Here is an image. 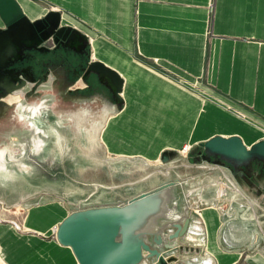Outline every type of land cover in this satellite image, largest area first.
Returning <instances> with one entry per match:
<instances>
[{"label":"crops","instance_id":"1","mask_svg":"<svg viewBox=\"0 0 264 264\" xmlns=\"http://www.w3.org/2000/svg\"><path fill=\"white\" fill-rule=\"evenodd\" d=\"M17 1L32 21L60 12L63 25L90 39L91 60L124 79L120 111L109 103L107 89L111 98L104 102L112 111L101 142L115 159L158 162L166 151L216 136H240L248 147L264 140V0ZM52 74L54 81L58 75ZM79 87L85 84L72 89ZM207 167L183 179L197 178L196 196L216 203L192 215L191 233L205 247H188L172 264H264V204L229 170ZM55 198L31 205L23 230L0 222L7 264H78L55 238L77 208Z\"/></svg>","mask_w":264,"mask_h":264},{"label":"water","instance_id":"2","mask_svg":"<svg viewBox=\"0 0 264 264\" xmlns=\"http://www.w3.org/2000/svg\"><path fill=\"white\" fill-rule=\"evenodd\" d=\"M62 23V14L56 10L32 21L17 0H0V118L11 107L6 102L10 96L26 99L28 93L34 91L36 76L30 68L18 67L27 52H48L44 45L53 38L77 55L84 54L85 50L92 52L88 36ZM84 72L83 82L95 77L110 92L113 100L110 104L120 111L124 105L122 76L91 59ZM75 85L62 87L59 95L64 101L86 103L97 99L80 95L79 90L73 91ZM196 152L198 156L193 157L192 168H209L204 164L225 168L243 190L253 192L264 204V140L248 147L240 136H216L193 149L190 156ZM179 158L180 152L166 151L161 163L171 169ZM239 178L248 184L243 185ZM196 180L168 181L117 205L78 207L57 228L55 238L73 251L78 264L175 263L176 254L188 252V247H205L199 243V237L191 233L192 215L204 206L216 205L196 196L200 195V189L193 187ZM61 199L68 203L67 199Z\"/></svg>","mask_w":264,"mask_h":264},{"label":"rangeland","instance_id":"3","mask_svg":"<svg viewBox=\"0 0 264 264\" xmlns=\"http://www.w3.org/2000/svg\"><path fill=\"white\" fill-rule=\"evenodd\" d=\"M102 93L101 100L68 102L48 85L39 88L36 95L22 98L23 105L45 100L50 107L34 120L43 131L35 137L43 140L39 150L32 142L31 127L19 118L18 97L7 99L11 107L0 118V150L15 153L19 161L8 162L7 168L0 171L2 216L24 227L23 220L31 205L57 200L56 196L69 200V207H90L121 202L166 180L193 176L190 152L205 143L185 146L171 169L161 166L160 160L115 159L109 155L101 142V131L112 111L105 110L104 101L109 102L111 96L106 90ZM214 186L210 182V192H214ZM1 255L0 251V264H7Z\"/></svg>","mask_w":264,"mask_h":264},{"label":"flooded vegetation","instance_id":"4","mask_svg":"<svg viewBox=\"0 0 264 264\" xmlns=\"http://www.w3.org/2000/svg\"><path fill=\"white\" fill-rule=\"evenodd\" d=\"M67 26V25H62ZM45 49L48 50L46 53H39L38 51H32L26 53V59L18 66L19 68H30L34 75L36 76L37 82L34 86V91L29 92L28 96L36 95L39 88L44 84L51 83L50 87L59 96L61 88L64 85L70 83L82 82L85 84V87H79L72 89L73 91L79 90L78 94L87 95V96H96L97 99L101 100L103 97V90H106L105 87L99 84L98 80L95 77H91L88 81L83 82L82 78L85 74L86 63L91 59L90 51H83L84 54H75L74 52L63 48L62 43H56L55 39L49 40L45 45ZM90 53V54H89ZM51 73L58 75V78L51 79ZM52 74V75H53ZM48 86V84H47ZM17 107L19 106L20 113L19 118L21 121H25L28 124L34 136L32 137V142L35 145V148L39 150L43 145L42 139H37L36 136L43 131L36 125L34 122L35 118L42 116V114L49 110L48 104L34 103L32 105H23L21 103V96H17ZM7 102V100H6ZM8 149L0 150V171H3L7 168L8 162L18 164L19 159L15 153H11ZM198 152L194 153L191 157H197ZM24 170L27 168L24 167ZM22 170V169H21ZM240 179V178H239ZM243 185L248 184L245 179H240Z\"/></svg>","mask_w":264,"mask_h":264},{"label":"built area","instance_id":"5","mask_svg":"<svg viewBox=\"0 0 264 264\" xmlns=\"http://www.w3.org/2000/svg\"><path fill=\"white\" fill-rule=\"evenodd\" d=\"M0 208H3V207L0 206ZM0 222H1V223H2V222H3V223H4V222H11L12 224L15 225V227H16L18 230H23V228H24V227H22L18 222L13 221V220H9V219L5 218V216H2L1 214H0Z\"/></svg>","mask_w":264,"mask_h":264},{"label":"bare ground","instance_id":"6","mask_svg":"<svg viewBox=\"0 0 264 264\" xmlns=\"http://www.w3.org/2000/svg\"><path fill=\"white\" fill-rule=\"evenodd\" d=\"M8 103V102H7ZM17 103V102H16ZM43 105L46 104L47 102L46 101H42L41 102ZM9 104V103H8ZM17 105V104H16ZM225 106H228L227 104L224 103ZM189 149L188 148H185V151H188ZM23 206V205H22ZM65 248V247H64ZM193 260V259H192Z\"/></svg>","mask_w":264,"mask_h":264}]
</instances>
